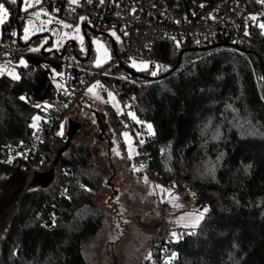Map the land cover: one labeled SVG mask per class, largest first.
<instances>
[{
    "label": "trees",
    "instance_id": "16d2710c",
    "mask_svg": "<svg viewBox=\"0 0 264 264\" xmlns=\"http://www.w3.org/2000/svg\"><path fill=\"white\" fill-rule=\"evenodd\" d=\"M5 1L10 14L2 23L0 41L17 18L20 46L9 54L17 59L22 52L28 60L18 64L19 79L0 73V206L11 184L21 185L26 173L20 164L24 154L1 158L6 144L28 142L35 113H41L39 119L45 114L44 99L50 103L63 89L50 81L43 61L31 60L30 54L54 61L65 71V88L77 91L102 64L93 63L92 46L82 58L71 42L64 53L49 55L31 43L24 45L18 0ZM168 1L182 10L215 0ZM226 1H241L252 13L240 25L244 38L158 37L155 52L166 63L103 78L120 98H131L145 123H152V131L146 124L138 143L148 173L171 181L178 190L187 184L206 206L193 228L154 237L150 252L133 253L131 264H264V3ZM90 31L87 28L89 36ZM98 35L111 45L109 36ZM115 41L118 51L125 47L124 38ZM106 104L113 124L129 127L121 122L125 111L118 114ZM36 164L39 183L22 189L10 220L0 218V264H88L87 239L102 221V173L93 166L92 144L58 130L38 152ZM121 261L117 264H126Z\"/></svg>",
    "mask_w": 264,
    "mask_h": 264
},
{
    "label": "rangeland",
    "instance_id": "374dc122",
    "mask_svg": "<svg viewBox=\"0 0 264 264\" xmlns=\"http://www.w3.org/2000/svg\"><path fill=\"white\" fill-rule=\"evenodd\" d=\"M0 3L8 9V18L9 5L5 0H0ZM20 6L21 39L25 42L32 38L30 47L45 44L46 49H52L63 45L68 39H76L79 49L86 51L88 38L82 26V11L76 27L72 28L56 8L44 0H21ZM107 31L115 33L112 35L116 40L123 38V32L115 26ZM1 32L2 24L0 35ZM89 34L94 52L93 63L105 62L113 53L111 45L106 38L95 32L90 31ZM27 60L24 53L21 52L19 58L14 59L7 50L0 54V73L6 72L13 78L19 76L18 64ZM43 63L48 68L50 81L64 89V69L48 58ZM131 63L136 69L150 66L148 60L139 57L131 58ZM98 66L100 65H96ZM106 102L118 114L127 111L131 118L134 115L137 119L138 113L130 102H125L109 83L97 76L85 83L79 101L72 105L62 120L59 131L69 133L72 140L90 141L93 146V166L99 167L102 173V183L98 189L102 221L96 233L87 239L88 264H117L121 260L131 264L133 253L142 254L143 250L150 252L154 237L177 235L184 229L193 228L199 222L198 218L203 216L206 206L199 203L194 190L187 184L178 190L171 181H162L148 173L144 158L138 154V143L143 139L139 126L137 123L133 128L130 126L120 129L115 126ZM43 103L47 106L49 100L44 99ZM40 114L35 113L34 124ZM146 124L152 125L150 120ZM51 164L54 165V162ZM36 168L40 169L36 163L31 170L26 168L21 185L13 187L11 184L12 188L0 206L2 221L10 220L22 189L39 183L40 179L34 176Z\"/></svg>",
    "mask_w": 264,
    "mask_h": 264
},
{
    "label": "built area",
    "instance_id": "2783aa9c",
    "mask_svg": "<svg viewBox=\"0 0 264 264\" xmlns=\"http://www.w3.org/2000/svg\"><path fill=\"white\" fill-rule=\"evenodd\" d=\"M44 1L60 8L61 17L72 28L76 27L82 11L83 22L105 30L115 26L123 32L125 47L96 67L95 73L86 82L97 76H128L132 69H136L131 63L133 57L144 58L155 65L166 63L155 52L158 37L177 38L196 34L210 37L214 41L225 40L220 39L222 35L233 39L244 38L246 34L240 25L247 23L252 15L244 10L241 1L215 0L206 6H192L182 10L174 8L168 0H103V3L101 0H78L77 3L72 0ZM258 11H262L261 6ZM19 46L18 27L14 22L7 27L0 41V54ZM85 83L79 91L75 88L62 89L57 98L46 106L44 116L35 123L32 138L16 145L7 143V151L3 152L1 158L13 160L16 154L22 153L25 158L20 159L21 166L31 170L44 143L59 130L72 105L79 101ZM124 101L133 105L131 98H125ZM121 122L132 128L137 123L141 134L146 133L147 127L142 114H138L135 120L125 111L121 115Z\"/></svg>",
    "mask_w": 264,
    "mask_h": 264
},
{
    "label": "water",
    "instance_id": "95a60500",
    "mask_svg": "<svg viewBox=\"0 0 264 264\" xmlns=\"http://www.w3.org/2000/svg\"><path fill=\"white\" fill-rule=\"evenodd\" d=\"M20 5H21V0H18V11H19V13L21 12V6ZM16 24H17V27H18V33L20 34L21 25H20L19 20L17 18H16ZM82 26H83V29L85 31V35L88 38L87 56L89 55L91 44H92V41H91V39H90V37H89V35L87 33V28H89V30L95 32L96 34H103V35L109 36V38L111 40L112 51H113L114 54L117 53L115 37L112 34H110L107 30H105V29H95L89 22H83ZM31 40H32V38H30L29 40H26L24 42V45L30 44ZM50 40H51V36H50ZM69 42H71L72 49L75 52L76 51L77 40L76 39H68L62 45L61 49L59 47L52 48V49H46L45 48V44H44L43 46L40 47V53L42 55H49L51 53H64L66 51V46H67V44ZM29 57L31 58V60H34L36 62H41V61L44 60L41 55H37V54H30ZM45 59L47 60V58H45ZM51 62L55 63L54 61H51ZM263 68H264V66H263ZM20 197H21V194H20ZM48 221L51 222L52 220L49 219Z\"/></svg>",
    "mask_w": 264,
    "mask_h": 264
},
{
    "label": "snow or ice",
    "instance_id": "6c2138e0",
    "mask_svg": "<svg viewBox=\"0 0 264 264\" xmlns=\"http://www.w3.org/2000/svg\"><path fill=\"white\" fill-rule=\"evenodd\" d=\"M16 2H17V0H11V3H13V4L16 3ZM72 2L73 3H77L78 0H72ZM89 2H91V0H89ZM260 2L261 3H264V0H260ZM101 3H103V0H101ZM7 15H8V9L5 8V6H4L3 3H0V24L4 23V19L7 17ZM260 27L261 28H264V24H261ZM77 31H78V29H77ZM112 34L115 35V33H112ZM146 66L147 65H145V67ZM152 74L155 75L156 73L153 72ZM14 78L19 79L18 76L14 77ZM89 91H91V89ZM21 99L23 100V99H25V97H21ZM132 118L133 119H136V117L134 115L132 116ZM36 119L39 120V117H36ZM33 126H35V125H33ZM147 127H148L149 131H152V125L151 124L147 125ZM59 134L62 135L63 133L61 132ZM199 219H202V215L198 218V220Z\"/></svg>",
    "mask_w": 264,
    "mask_h": 264
},
{
    "label": "flooded vegetation",
    "instance_id": "af4514ba",
    "mask_svg": "<svg viewBox=\"0 0 264 264\" xmlns=\"http://www.w3.org/2000/svg\"><path fill=\"white\" fill-rule=\"evenodd\" d=\"M95 29H98V28H96V27H94ZM108 41V40H107ZM91 49V48H90ZM90 53V52H89ZM81 57L82 58H86L87 57V49H86V51L85 52H82L81 53Z\"/></svg>",
    "mask_w": 264,
    "mask_h": 264
}]
</instances>
